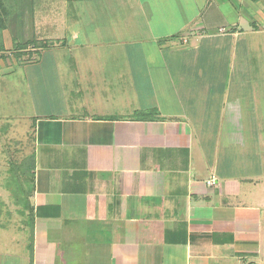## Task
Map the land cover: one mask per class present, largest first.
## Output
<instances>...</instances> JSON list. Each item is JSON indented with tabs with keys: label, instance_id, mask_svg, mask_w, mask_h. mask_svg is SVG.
<instances>
[{
	"label": "crops",
	"instance_id": "crops-1",
	"mask_svg": "<svg viewBox=\"0 0 264 264\" xmlns=\"http://www.w3.org/2000/svg\"><path fill=\"white\" fill-rule=\"evenodd\" d=\"M3 1L0 167L5 137L33 155L0 264H264V116L240 107L264 81L198 99L194 69L202 44L264 64V0Z\"/></svg>",
	"mask_w": 264,
	"mask_h": 264
},
{
	"label": "rangeland",
	"instance_id": "rangeland-1",
	"mask_svg": "<svg viewBox=\"0 0 264 264\" xmlns=\"http://www.w3.org/2000/svg\"><path fill=\"white\" fill-rule=\"evenodd\" d=\"M219 50L218 47L211 46L210 44H202L197 48L194 69L197 81L195 91L198 99L199 97L203 98V96L207 95L208 90L210 92L213 90L212 92L214 95L224 89L205 87V82H210L211 80H213L214 85L218 86H221L223 82L226 83L228 77L230 81H243L246 85L248 82H250V84L251 82L253 83L254 78L251 81L252 75H254L255 78L263 79L260 81H264V64L255 66V71L253 72H246L240 66L233 69L230 68L231 71L228 72V70H226V57L223 55L222 51ZM254 58H259L260 60V57L255 56ZM262 86L264 87V84ZM250 90H252L253 95L243 99L244 103L242 102L240 104L241 109L246 107L249 108L247 111H252L253 108H257L259 114L264 116V102L262 98L261 101L263 104L258 100V95L261 94L262 87L257 84L254 87L252 84ZM256 91L259 92V94ZM218 97H220V94H218ZM234 121L235 122L230 121V123H235V127L237 125L240 127V129L237 130H239L240 135H243L241 138L245 137V135L250 137L247 132H242V128L243 124L246 126L245 128H249V125L251 126V123L254 121H251L248 116L244 117L242 115L240 119H235ZM227 123L225 121L224 128H228ZM260 124L264 129V119L260 121ZM29 133L27 135H22L19 139L20 141H15L10 136L5 137L6 144L4 147L6 150L3 158L4 165L0 167V228L2 232L5 231L4 233L7 234L10 233L13 236L10 234L8 235L14 238L19 235L21 237L25 236L26 239H28L30 232V215L27 208L28 200L26 190L32 175L33 151L31 150L32 136Z\"/></svg>",
	"mask_w": 264,
	"mask_h": 264
},
{
	"label": "trees",
	"instance_id": "trees-1",
	"mask_svg": "<svg viewBox=\"0 0 264 264\" xmlns=\"http://www.w3.org/2000/svg\"><path fill=\"white\" fill-rule=\"evenodd\" d=\"M10 13L9 6H7L3 0H0V30L6 28V20Z\"/></svg>",
	"mask_w": 264,
	"mask_h": 264
}]
</instances>
